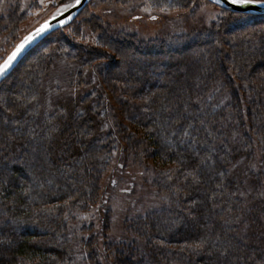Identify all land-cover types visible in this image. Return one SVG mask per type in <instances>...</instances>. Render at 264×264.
<instances>
[{
    "label": "trees",
    "instance_id": "obj_1",
    "mask_svg": "<svg viewBox=\"0 0 264 264\" xmlns=\"http://www.w3.org/2000/svg\"><path fill=\"white\" fill-rule=\"evenodd\" d=\"M20 1L0 19V62L27 32ZM95 29L110 52L58 30L0 86V264H76V214L97 203L115 148L97 63L119 96L118 140L169 199L129 228L140 247L111 245L114 263L264 264V15L224 10L208 32L162 42Z\"/></svg>",
    "mask_w": 264,
    "mask_h": 264
},
{
    "label": "rangeland",
    "instance_id": "obj_2",
    "mask_svg": "<svg viewBox=\"0 0 264 264\" xmlns=\"http://www.w3.org/2000/svg\"><path fill=\"white\" fill-rule=\"evenodd\" d=\"M75 1L21 0L22 12L27 15L23 25L27 31L26 34L42 22L71 7ZM188 3H183V6ZM16 4L14 0H0V19L6 18L9 10ZM175 4V0H91L73 22L66 23L58 30L63 31L75 43L86 45L93 50L110 52L102 47V33L95 29L97 23L109 29L116 39L128 35L137 41L148 43L168 41L184 36H198L208 32L224 14V9L210 0H193V4L185 9L178 8ZM4 26L2 28L4 32H0L2 48L10 38L12 31L7 24L6 28ZM99 65L101 64L97 63L90 68L91 81L94 87L103 91L105 132L113 134L115 148L112 164L100 182V195L97 203L76 214L72 228L77 245L75 248L76 264H90V262L92 264H115L111 245L140 247L137 237L133 236L134 233H131L129 228L138 219L146 218L153 212L167 208L169 202L167 194L154 185L153 170L149 171L135 164L126 150L127 144L118 140L119 132L114 127L117 119L114 118L120 110L113 99L119 96L112 95L111 91H106L102 87L98 77L100 68L97 69V67H100ZM208 65L209 63L203 67ZM66 70L68 71V68L64 64L54 68L51 76H55L54 80L59 83L53 89L60 88V91H67L65 87V82H68ZM76 89L75 86L72 88L74 97H76ZM82 89L84 94L90 90L86 87ZM49 95L48 102L46 100L48 104L53 100L52 95L54 94L50 92ZM118 120L121 119L118 118ZM124 123L128 125L127 122ZM254 160L256 170H261L264 167V154L257 147ZM262 194L264 199V186Z\"/></svg>",
    "mask_w": 264,
    "mask_h": 264
},
{
    "label": "water",
    "instance_id": "obj_3",
    "mask_svg": "<svg viewBox=\"0 0 264 264\" xmlns=\"http://www.w3.org/2000/svg\"><path fill=\"white\" fill-rule=\"evenodd\" d=\"M90 1L91 0H80L79 3L75 1L71 7L42 22L26 34L0 63L2 64L14 52L16 53L15 59L11 62L5 74L0 76V84L9 77L24 60V58L47 37H49V35L60 29L66 23L73 22ZM210 1L217 4L222 9L230 12L250 15H264V7L251 4L245 6L235 5L231 3V0H220L219 3L214 2V0Z\"/></svg>",
    "mask_w": 264,
    "mask_h": 264
},
{
    "label": "snow or ice",
    "instance_id": "obj_4",
    "mask_svg": "<svg viewBox=\"0 0 264 264\" xmlns=\"http://www.w3.org/2000/svg\"><path fill=\"white\" fill-rule=\"evenodd\" d=\"M77 3L80 2V0H76ZM214 2L219 3L220 0H214ZM232 4L245 6V5H256L259 7H264V0H231ZM16 53L14 52L11 56L8 57L7 60H5L2 64H0V76H3L10 66L11 62L15 59ZM187 134V133H185Z\"/></svg>",
    "mask_w": 264,
    "mask_h": 264
}]
</instances>
